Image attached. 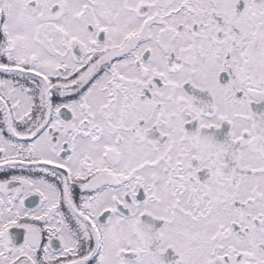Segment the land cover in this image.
I'll list each match as a JSON object with an SVG mask.
<instances>
[{
  "label": "snow or ice",
  "instance_id": "1",
  "mask_svg": "<svg viewBox=\"0 0 264 264\" xmlns=\"http://www.w3.org/2000/svg\"><path fill=\"white\" fill-rule=\"evenodd\" d=\"M0 264H264V0H0Z\"/></svg>",
  "mask_w": 264,
  "mask_h": 264
}]
</instances>
